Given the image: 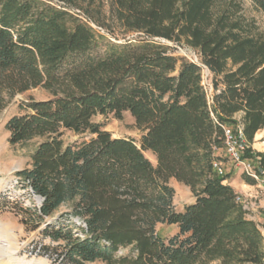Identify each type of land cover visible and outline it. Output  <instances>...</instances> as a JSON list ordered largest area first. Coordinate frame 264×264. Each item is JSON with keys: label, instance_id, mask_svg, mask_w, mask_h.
<instances>
[{"label": "trees", "instance_id": "trees-1", "mask_svg": "<svg viewBox=\"0 0 264 264\" xmlns=\"http://www.w3.org/2000/svg\"><path fill=\"white\" fill-rule=\"evenodd\" d=\"M0 0V112L42 86L6 122L12 145L37 141L19 171L42 202L39 221L67 206L86 227L44 228L65 264H263L258 225L219 173L225 128L242 114L253 143L264 129V34L238 0ZM264 13V0H251ZM95 24L108 35H98ZM196 50L215 76L161 42ZM128 110L142 132L114 137L97 116ZM89 135L67 143L65 132ZM152 152L155 163L145 152ZM264 151L252 148L247 157ZM264 175V173H263ZM175 178L195 201L174 207ZM176 224L167 239L158 224ZM122 249L127 253L119 255Z\"/></svg>", "mask_w": 264, "mask_h": 264}, {"label": "rangeland", "instance_id": "rangeland-1", "mask_svg": "<svg viewBox=\"0 0 264 264\" xmlns=\"http://www.w3.org/2000/svg\"><path fill=\"white\" fill-rule=\"evenodd\" d=\"M241 2L243 15L249 21H252L257 28V33L264 34V13L255 7L251 0H238ZM98 35L108 33L106 30L91 24ZM161 42L169 44L176 48V54L186 57L189 60L195 58L196 50L180 44L162 39ZM215 76L212 73L207 78V87L214 92ZM51 94L42 86L26 90L24 93H18L11 99L8 105L0 112V264H65L59 256L61 242L53 241L44 231V228H57L60 225H78L73 218L67 214V206H62L54 216L46 217L39 221L36 216V210L40 207V200L35 197L29 185L19 176V171L30 165L31 153L37 146V141H32L26 146L12 145L9 139L10 133L6 128V122L13 115L20 114V104L29 100H41L50 98ZM242 114V113H239ZM97 121L105 123V129L114 137H128L135 139L140 145L142 137L141 130L136 125V120L128 110H125L121 118L114 116L95 117ZM242 118L235 115L236 123ZM263 132V129L261 130ZM63 138L67 143L82 142L88 140L89 135H78L74 132H65ZM249 142V141H248ZM261 142V143H260ZM253 143H258L253 145ZM252 144L255 153H259L258 147L264 146V135ZM260 143V144H259ZM147 157L155 163V156L150 152H145ZM222 166L225 173H230L229 180L233 179L243 184H251L248 194H244L251 200L253 205L246 209L250 216L264 215V182L262 179L256 180L248 176L243 168L235 164L225 151L221 153ZM247 157V156H246ZM256 163L259 157H249ZM259 164V163H258ZM170 184L175 189L174 207L177 211H183L184 207L195 201V196L191 188L185 183H180L175 178L169 179ZM243 208V207H242ZM258 225L264 231V221L257 220ZM79 226V225H78ZM159 234L168 238L177 234L180 230L176 224L160 223L157 226ZM129 249H122L119 255L127 253ZM217 264V262L212 263Z\"/></svg>", "mask_w": 264, "mask_h": 264}, {"label": "built area", "instance_id": "built-area-1", "mask_svg": "<svg viewBox=\"0 0 264 264\" xmlns=\"http://www.w3.org/2000/svg\"><path fill=\"white\" fill-rule=\"evenodd\" d=\"M46 2L50 5H55L59 8H63L64 3L59 0H46ZM192 61L198 63L201 67L202 72V85L205 87L207 91V97L209 102L212 101L213 98V91L212 89L207 87V78L212 74V71L200 60L198 55H195V58ZM226 139H225V152L227 155L230 156L232 161L241 166L243 170L253 179L260 180L262 179L264 182V171L261 170L258 163H256L253 159L246 157L245 152L249 147V142L244 132V123L241 119L235 127L227 126L225 128ZM215 167L217 168L219 173H225L222 164L217 162L214 163ZM40 200H42L37 197ZM236 201L243 207L244 210L249 209L253 203L247 197L238 194ZM74 222H76L79 226L86 227V223L84 220L80 219L79 217H75ZM264 264V263H263Z\"/></svg>", "mask_w": 264, "mask_h": 264}, {"label": "crops", "instance_id": "crops-1", "mask_svg": "<svg viewBox=\"0 0 264 264\" xmlns=\"http://www.w3.org/2000/svg\"><path fill=\"white\" fill-rule=\"evenodd\" d=\"M242 114H237V115H239V117L242 118ZM262 135H264V129H263V132H261V130L258 131V134L255 137V141L258 140L259 138H262ZM257 144L258 143H253V145H257ZM258 151L263 152L264 151V146L263 145L259 146L258 147ZM229 183L232 185V187L235 189V191L238 194H240V195H243L244 196V194H248V192L250 191L251 184H249L247 182H244L243 184H241L238 181H234L233 179H231V180H229ZM246 217L249 220H252L253 222H255L256 225H258L257 220L264 221V215H262V214L261 215L259 214V215H255V216H250L249 214L246 213ZM258 226L261 229L260 225H258ZM261 231H262V240L264 242V231L262 229H261Z\"/></svg>", "mask_w": 264, "mask_h": 264}]
</instances>
